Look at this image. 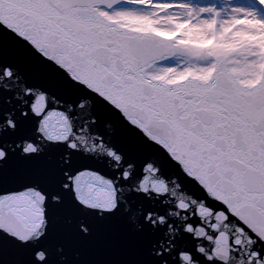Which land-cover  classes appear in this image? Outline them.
<instances>
[{
	"label": "snow or ice",
	"instance_id": "6c2138e0",
	"mask_svg": "<svg viewBox=\"0 0 264 264\" xmlns=\"http://www.w3.org/2000/svg\"><path fill=\"white\" fill-rule=\"evenodd\" d=\"M0 264H264V0H0Z\"/></svg>",
	"mask_w": 264,
	"mask_h": 264
}]
</instances>
